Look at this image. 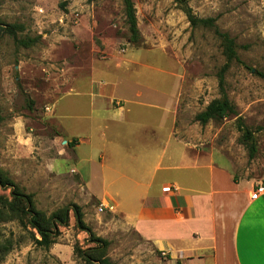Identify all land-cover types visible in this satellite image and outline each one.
I'll return each instance as SVG.
<instances>
[{"label": "rangeland", "instance_id": "374dc122", "mask_svg": "<svg viewBox=\"0 0 264 264\" xmlns=\"http://www.w3.org/2000/svg\"><path fill=\"white\" fill-rule=\"evenodd\" d=\"M133 1L141 33L138 46L129 39L123 0H0V23L24 24L20 38L41 36L26 48L0 34V175L14 185H0V194L12 199L16 187L31 194L35 208L47 215L79 205L85 223L107 241L101 249L107 264H180L127 222L123 212L129 210V200L126 207L100 210L103 199L114 204L106 185L110 193L113 188L123 189L111 182L119 175L113 172L118 162L112 158L110 130L105 147L96 140L83 141L75 151L66 141L70 136H88L91 108L86 93L103 77L119 78L122 91L133 94L142 89L149 99L162 100L156 90H180V103L192 122L197 112L220 96L218 72L226 57L214 27L192 28L175 0ZM188 3L199 17H215L217 27L236 39L242 62H233L226 74L227 93L253 131L258 151L249 159L235 116L208 122L211 136L198 147L212 151L218 164H233L230 168L242 185L264 180V78L258 74L264 72V5L261 0ZM146 11L153 12L151 18ZM170 11H176L180 31L163 26L164 14ZM127 59L130 62L125 63ZM151 117L153 122L155 113ZM102 148L109 167L100 165ZM160 148L155 144L144 148L152 166ZM140 150L137 145L136 152ZM133 163L122 162V171L133 170L137 165ZM127 188L131 186L126 184V191L120 193L126 199L139 194ZM70 216L69 225L58 227L50 248L35 244L31 228L17 218H6L0 243L11 239L13 248L2 264H86L77 246L87 249L98 244L77 227L73 210Z\"/></svg>", "mask_w": 264, "mask_h": 264}, {"label": "crops", "instance_id": "0c3cea01", "mask_svg": "<svg viewBox=\"0 0 264 264\" xmlns=\"http://www.w3.org/2000/svg\"><path fill=\"white\" fill-rule=\"evenodd\" d=\"M146 12L151 18L153 12ZM175 14L165 13L163 26L180 31ZM154 92L162 100L147 98L142 89L133 94L122 91L119 78L95 81L86 93L90 96L87 119L91 130L86 137L70 136L66 141L72 142L75 151L83 141L96 140L105 147L109 139L106 131L110 130L112 158L118 162L113 172L119 175L111 182L123 186L110 193L106 185L114 209L126 207L129 200V210L123 212L127 222L180 264H264V193L257 199L250 197L252 189L264 180H247L242 185L230 168L233 164H218L212 151L198 147L210 138L209 125L192 122L184 113L187 109L180 103V90ZM151 144L162 147L154 154L153 166L150 154L144 152ZM137 145L142 149L139 152ZM104 150L98 156L100 165L109 167ZM129 159L137 165L133 170L123 169L129 170L125 173L122 162ZM126 184L131 186L129 192L139 194H130L128 199L122 196ZM101 203L110 204L107 199Z\"/></svg>", "mask_w": 264, "mask_h": 264}, {"label": "trees", "instance_id": "16d2710c", "mask_svg": "<svg viewBox=\"0 0 264 264\" xmlns=\"http://www.w3.org/2000/svg\"><path fill=\"white\" fill-rule=\"evenodd\" d=\"M175 2L186 13L192 28L202 25L204 27H214V31L221 38L223 52L226 57V62L221 66L218 72L220 96L212 99L206 107L195 115V120L202 125L215 120L220 121L230 116H235L237 127L241 132L240 141L248 149L249 159H253L258 151L257 142L253 131L244 123L243 117L239 115V111L235 103L230 99L226 87V74L233 62H239L240 57L237 52L236 39L229 32L221 31L216 25L215 17H199L196 15L189 5L188 0H175ZM126 22L130 32V42L138 46L141 42V33L138 27L137 11L133 0H123ZM2 24V25H1ZM25 30V25L21 23H0V34H8L13 39L16 45L30 47L38 42L41 36L20 38L18 33ZM258 74L264 78V72L259 71ZM1 122V117H0ZM68 145H73L69 142ZM0 185L14 186L9 183V180L3 179L0 175ZM12 199L4 197L0 194V227L1 223L6 218H17L26 227L31 228L32 239L35 244L44 248H50L56 243L59 234L58 227L69 225L71 216L70 211L73 210L76 225L81 230H86L92 242H96L97 247H89L83 249L77 246V252L84 259L86 264H107L108 260L105 257L103 250L107 245V241L96 236L91 228L85 223L84 215L81 207L77 204L66 206L62 209L53 212L51 215L45 214L43 211L37 210L34 206L31 194H25L16 187L11 193ZM40 236V237H38ZM13 248L11 239L0 243V264H2L5 256Z\"/></svg>", "mask_w": 264, "mask_h": 264}, {"label": "built area", "instance_id": "2783aa9c", "mask_svg": "<svg viewBox=\"0 0 264 264\" xmlns=\"http://www.w3.org/2000/svg\"><path fill=\"white\" fill-rule=\"evenodd\" d=\"M264 193V183H259L255 186L254 189H252V191L250 192V197L251 199H257L259 198L260 195H262ZM109 208L111 210L114 209L113 206H111L110 204H105V203H101L100 204V210L103 211L104 209Z\"/></svg>", "mask_w": 264, "mask_h": 264}]
</instances>
